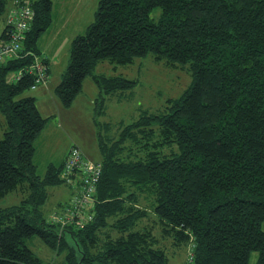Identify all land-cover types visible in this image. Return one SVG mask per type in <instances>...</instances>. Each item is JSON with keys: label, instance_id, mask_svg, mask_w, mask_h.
Segmentation results:
<instances>
[{"label": "trees", "instance_id": "1", "mask_svg": "<svg viewBox=\"0 0 264 264\" xmlns=\"http://www.w3.org/2000/svg\"><path fill=\"white\" fill-rule=\"evenodd\" d=\"M11 4L0 0V40L20 41L16 54L0 59V197L18 192L21 199L0 207V264H48L29 244L34 236L59 254L67 250L64 264H169L183 247L186 264H250L254 252L255 264H264V0H100L53 87L59 104L71 107L90 76L103 113L105 99L138 82L96 73L100 63L152 55L188 67L194 80L162 109L121 123L115 141L100 134L101 158L72 142L45 176L36 140L50 116L28 91H51V56L38 42L51 25L52 0H31L35 15L24 30L7 23ZM75 146L102 173L93 219L60 235L46 210L48 186H80V171L74 183L61 174Z\"/></svg>", "mask_w": 264, "mask_h": 264}, {"label": "rangeland", "instance_id": "2", "mask_svg": "<svg viewBox=\"0 0 264 264\" xmlns=\"http://www.w3.org/2000/svg\"><path fill=\"white\" fill-rule=\"evenodd\" d=\"M99 1L52 0L51 25L41 34L38 42L40 48L51 56V81H54L49 85L51 93H53L55 81L60 78L62 72L68 66L73 39L79 34H85L89 25L94 22ZM160 12V8H156L152 12V17L158 20ZM5 24V14H3L0 16V34L5 28ZM102 72L106 75L121 74L138 81L122 97L114 95L112 98L105 99L103 113L94 101L98 97V86L90 76L84 80V87L79 94V98H77L78 100L68 108L63 107L61 104L59 106L54 94L53 96L47 94V97H45L43 93L44 86L28 91V93L38 96V106L42 114L50 116L47 126L36 140L35 161L38 166V173L42 176H45L50 164L55 165L54 167L61 164L65 152L69 150L75 140L89 156L101 158L97 150L100 134L111 137L112 141H115L122 130L121 123L133 121L142 110L158 111L162 109L169 98L181 96L194 80L188 67H170L163 62H156L152 55L138 58L132 64H118L116 67L108 62L100 63L96 68V73ZM12 76L13 73H11ZM1 121L4 123V117L0 114ZM97 121H102L104 124ZM3 131L4 125L0 127L1 134ZM61 174H65V170ZM52 187L57 189L54 193ZM58 189L63 190L59 192ZM48 192L49 198L51 197L55 201L64 196L50 211L49 216H54L62 205L71 199L75 189L69 184L49 185ZM20 199V193H10L5 197H0V207L17 203ZM47 205L49 207V204ZM56 223L59 226L60 235L71 224H75L67 220L57 221ZM91 239H93V236L88 237L86 240ZM29 244L43 257L45 263H65L64 254L68 252L67 250L64 251L65 253L59 254L58 249L49 247L39 236L29 239ZM96 244L97 249L102 247L101 243ZM187 249V247H183L172 253L169 264H186L188 259ZM257 256V252L252 254L250 264H255Z\"/></svg>", "mask_w": 264, "mask_h": 264}, {"label": "built area", "instance_id": "3", "mask_svg": "<svg viewBox=\"0 0 264 264\" xmlns=\"http://www.w3.org/2000/svg\"><path fill=\"white\" fill-rule=\"evenodd\" d=\"M34 15L35 11L32 8L31 0H12L6 20L8 24L17 25L18 30H24L29 27ZM12 40L14 43L8 45L4 41H0V59L9 56L10 52L16 54L19 51V39L13 37ZM33 88H36V84L33 85ZM77 170L82 173L79 177L80 186L75 188V193L71 199L55 213L53 216L55 222L67 220L70 223L81 225L83 222L93 219L95 193L102 168L99 163L88 158L80 147L75 146L67 157L63 177L74 183V175H78Z\"/></svg>", "mask_w": 264, "mask_h": 264}, {"label": "crops", "instance_id": "4", "mask_svg": "<svg viewBox=\"0 0 264 264\" xmlns=\"http://www.w3.org/2000/svg\"><path fill=\"white\" fill-rule=\"evenodd\" d=\"M4 30V29H3ZM2 33H3V31H2ZM2 33L0 34V38H1V35H2ZM58 79V78H57ZM52 82H54V81H52ZM55 83H56V81H55ZM43 93L45 94L44 96L45 97H47V94H50V96H53V94L51 93V91L49 92V89H47V88H45V90L43 91ZM37 96V95H36ZM38 97V96H37ZM58 103V102H57ZM58 105L60 106V104L58 103ZM77 140H75V141H73V142H76ZM68 152V151H67ZM67 152H65V157H66V155H67ZM65 157L62 159V162H63V160L65 159ZM53 189H52V191H53V193L57 190V189H55L54 187H52ZM63 189H58V191L59 192H61ZM64 198V196H61L58 200H53L51 197L49 198V200H48V203L47 204H49V207H48V205H46V210H47V212H48V214L50 213V211L54 208V206L57 204V202H59L60 201V199H63Z\"/></svg>", "mask_w": 264, "mask_h": 264}, {"label": "clouds", "instance_id": "5", "mask_svg": "<svg viewBox=\"0 0 264 264\" xmlns=\"http://www.w3.org/2000/svg\"><path fill=\"white\" fill-rule=\"evenodd\" d=\"M1 41V40H0Z\"/></svg>", "mask_w": 264, "mask_h": 264}]
</instances>
